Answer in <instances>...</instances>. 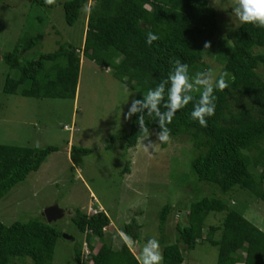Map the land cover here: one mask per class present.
<instances>
[{
    "label": "trees",
    "instance_id": "trees-1",
    "mask_svg": "<svg viewBox=\"0 0 264 264\" xmlns=\"http://www.w3.org/2000/svg\"><path fill=\"white\" fill-rule=\"evenodd\" d=\"M33 1L48 6L45 0ZM88 2L66 0L60 4L65 22L72 26L81 18L84 23ZM88 9L80 46L64 42L53 52L27 59L25 51L39 42L37 36H30L20 41L21 48L4 52L3 60L18 70V76L8 75L3 91L25 97L75 99L82 54L110 68L117 79L138 91L135 99H142L149 89L167 79L172 70L170 61L176 58L189 66V76L194 78L203 64L202 40L217 29V11L210 0H91ZM149 31L159 37L152 44L147 43ZM229 39L230 47L216 57L223 64V72L229 74L228 87L214 89L215 114L205 117L207 126L191 118L200 95L195 90L190 93L193 101L167 124L170 137H186L196 149L191 168L197 180L216 185L227 200L197 190L184 206L188 209L182 212L184 221L176 224V241L160 239L161 264H182V251L205 239L218 247L217 264H264V231L244 216L243 208L229 203L241 190L264 201V53L254 51L256 46H264V27L241 23ZM138 115H132L128 130L108 136V147L119 139L126 142V148L137 145L142 138ZM145 123L149 131L160 130L153 117L145 115ZM54 150L53 146L0 144V200L37 171ZM91 152L90 148L71 145L70 158L77 164ZM259 165L261 171H255ZM172 209L174 206L167 204L159 211L161 234ZM74 212L72 220L84 234V240L74 249L77 264H139L138 255L125 242L120 248L111 247L106 233L111 221L106 212ZM211 212L222 213L223 217L217 226L209 225L204 236V222ZM135 221L120 228L141 242V225ZM217 230L219 234L214 237ZM60 237L62 231L43 218L17 220L10 225L0 220V264H52ZM93 238L98 239V246ZM85 243L88 256H84Z\"/></svg>",
    "mask_w": 264,
    "mask_h": 264
},
{
    "label": "rangeland",
    "instance_id": "rangeland-1",
    "mask_svg": "<svg viewBox=\"0 0 264 264\" xmlns=\"http://www.w3.org/2000/svg\"><path fill=\"white\" fill-rule=\"evenodd\" d=\"M65 1L56 0L48 6L33 0H2L0 4V144L56 148L37 171L31 172L0 200V220L5 225L31 218L47 221L42 216L45 207L55 204L62 208L65 214L50 223L62 231L52 264H77L74 249L84 240V234L72 220L75 209L107 213L111 223L106 233L110 235L112 248H120L124 242L120 226L133 219L141 225V242L135 241V247L131 248L136 255L148 239L155 238L159 244L161 238L174 243L176 224L184 221L182 212L188 210L184 206H188V200L196 196L197 190L227 198L216 185L197 180L191 168L197 151L186 137H170L168 142H159L156 131L152 130L148 138L139 139L133 148H126L122 139L107 146L108 136L129 129L131 118H126V113L137 90L117 79L110 68L99 66L81 54L75 99L25 97L3 91L6 77H17L18 70L10 68L2 55L21 48L20 41L30 36L39 39L36 46L25 51L27 59L53 52L64 42L82 44L88 11L84 12V23L80 18L70 26L60 5ZM90 4L91 0L86 7ZM210 4L217 11V29L202 40L203 64L196 73L212 70L218 76L223 72V64L216 57L230 47L229 34L241 22L233 15L234 0H210ZM205 42L211 44L207 49ZM254 51L264 53V46H256ZM124 87L132 93L130 97ZM63 125L72 129L65 130ZM71 145L87 147L92 152L75 164L70 158ZM261 168L259 165L255 171L260 172ZM235 196L229 203L243 208L244 216L264 231V201L248 191H238ZM167 204L174 209L161 234L159 211ZM222 217L218 212L207 216L204 236L209 225L217 226ZM218 234V230L213 233L214 237ZM92 242L99 244L97 238ZM182 252V264H217L218 261V247L206 239Z\"/></svg>",
    "mask_w": 264,
    "mask_h": 264
},
{
    "label": "clouds",
    "instance_id": "clouds-1",
    "mask_svg": "<svg viewBox=\"0 0 264 264\" xmlns=\"http://www.w3.org/2000/svg\"><path fill=\"white\" fill-rule=\"evenodd\" d=\"M55 2L56 0H45L47 5H52ZM85 11H90V9L85 7ZM233 15L241 23H252L258 27H264V0H234ZM158 39L159 37L156 34L151 31L148 32V44H152L153 41ZM210 46V42H205V49ZM170 63L172 64V70L169 72L167 79L162 80L154 89H149L142 99H132L126 113L128 119L134 114H139L137 123L142 139L148 138L152 134L145 123V115H147L153 117L154 121L158 123L160 130L154 133L158 141L168 142L170 140V129H168L167 124L171 123L174 114L179 109L193 101V96L190 93L194 90L199 92L200 95L191 111V118L198 121L201 126L206 127L205 117L215 114L216 97L213 95L214 89L223 91L228 87L226 77L229 74L227 72H222L216 76L212 70H207L198 72L194 78H190L189 66L186 63H182L179 58L170 61ZM166 86L167 100H165ZM124 91L128 93L129 97L132 95L127 87H124ZM121 235L126 245L130 248L135 247V241L132 237L124 233ZM137 259L139 264H161L163 256L159 241L155 238L148 239L140 250Z\"/></svg>",
    "mask_w": 264,
    "mask_h": 264
},
{
    "label": "water",
    "instance_id": "water-1",
    "mask_svg": "<svg viewBox=\"0 0 264 264\" xmlns=\"http://www.w3.org/2000/svg\"><path fill=\"white\" fill-rule=\"evenodd\" d=\"M65 214V211L60 208L58 205H50L44 208L42 211V216L47 219L48 223L58 220ZM63 237L73 240V237L63 234Z\"/></svg>",
    "mask_w": 264,
    "mask_h": 264
},
{
    "label": "built area",
    "instance_id": "built-area-1",
    "mask_svg": "<svg viewBox=\"0 0 264 264\" xmlns=\"http://www.w3.org/2000/svg\"><path fill=\"white\" fill-rule=\"evenodd\" d=\"M64 127V129H72V127H70V126H68V125H64L63 126ZM95 212H96V210H94ZM85 249H87L86 251H84V256H88L89 255V253H90V251L88 250V246H87V244L85 243V245H84V250Z\"/></svg>",
    "mask_w": 264,
    "mask_h": 264
}]
</instances>
